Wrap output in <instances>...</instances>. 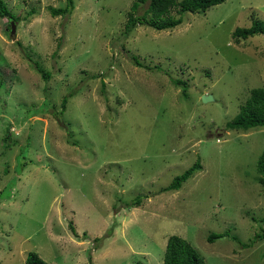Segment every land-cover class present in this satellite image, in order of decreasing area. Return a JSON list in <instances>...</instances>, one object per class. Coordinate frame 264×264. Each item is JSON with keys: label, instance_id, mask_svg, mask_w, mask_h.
Instances as JSON below:
<instances>
[{"label": "rangeland", "instance_id": "rangeland-1", "mask_svg": "<svg viewBox=\"0 0 264 264\" xmlns=\"http://www.w3.org/2000/svg\"><path fill=\"white\" fill-rule=\"evenodd\" d=\"M5 1L19 20L0 17V264L30 251L50 264H164L174 234L207 264H264V126L226 127L264 87V35L233 38L252 14L264 21V0L128 36L133 0H74L58 16L50 8L68 0ZM222 232L248 246L207 240Z\"/></svg>", "mask_w": 264, "mask_h": 264}, {"label": "trees", "instance_id": "trees-1", "mask_svg": "<svg viewBox=\"0 0 264 264\" xmlns=\"http://www.w3.org/2000/svg\"><path fill=\"white\" fill-rule=\"evenodd\" d=\"M227 0H133L128 18L125 24L124 35L128 36L139 25H148L156 30L173 29L183 22V15L186 12L199 13L206 12L209 8L219 5ZM146 5L143 13L140 15L139 10ZM75 9L74 0H68L64 7H51V13L54 16L70 15ZM0 17L19 20L15 16L5 0H0ZM262 34L264 35V21L252 14V24L249 27H238L233 32V38L236 43L246 40L251 36ZM137 64H140L136 61ZM35 69L42 74L45 79L50 77V73L44 71L39 63L34 65ZM176 86L183 88L184 94L187 90V83L180 79H172ZM1 86V80H0ZM74 94L70 93L65 96L62 101V110L66 109L69 97ZM264 126V87H256L250 91L249 97L241 104L238 114L227 123V129H242L248 130L253 127ZM25 159V157H22ZM25 163L21 162V167ZM202 164L197 160L192 166L185 170L182 174L177 175L173 181L165 188L164 191L179 190L183 183L191 178L197 171L201 170ZM257 170L260 174L259 182L264 186V152L260 155ZM144 195H138L133 201L127 203L128 207H139L142 204ZM72 226V224H71ZM72 232L77 234V231L72 226ZM86 234V233H85ZM229 236L236 242L242 243L237 236L231 235L229 232L211 233L207 240L211 243L219 238ZM264 234L256 233L255 238H263ZM255 240V239H254ZM252 240V242H254ZM243 246H248L247 243H242ZM25 264H50L44 261L35 251H30L27 254ZM137 264H144L138 262ZM164 264H207L205 258L199 251L180 235H171L166 244L164 255Z\"/></svg>", "mask_w": 264, "mask_h": 264}, {"label": "water", "instance_id": "water-1", "mask_svg": "<svg viewBox=\"0 0 264 264\" xmlns=\"http://www.w3.org/2000/svg\"><path fill=\"white\" fill-rule=\"evenodd\" d=\"M14 33H15V26H14V24H12V34L14 35ZM213 99H214V97L212 94L203 95V101L204 102H209V101H212Z\"/></svg>", "mask_w": 264, "mask_h": 264}]
</instances>
